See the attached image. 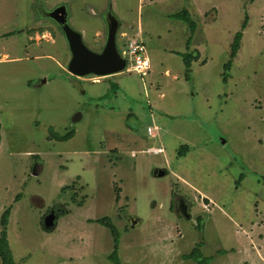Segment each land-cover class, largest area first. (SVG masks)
Instances as JSON below:
<instances>
[{"label":"rangeland","instance_id":"rangeland-1","mask_svg":"<svg viewBox=\"0 0 264 264\" xmlns=\"http://www.w3.org/2000/svg\"><path fill=\"white\" fill-rule=\"evenodd\" d=\"M63 5L92 52L109 12L120 54L141 33L148 74L71 75L43 17ZM7 210L15 264H113L114 239L121 264H264V0H0V219ZM196 249L202 259H183Z\"/></svg>","mask_w":264,"mask_h":264},{"label":"water","instance_id":"water-1","mask_svg":"<svg viewBox=\"0 0 264 264\" xmlns=\"http://www.w3.org/2000/svg\"><path fill=\"white\" fill-rule=\"evenodd\" d=\"M108 16H106V42L101 51L96 53L87 49L82 42V36L68 26V12L64 5L48 13V18L60 28L65 38L70 53L67 71L71 75L79 78L88 76L109 77L124 71L126 63L119 55L116 47V35L119 24L111 14H108ZM163 174L161 172L158 175L161 176ZM184 217L187 218L188 214L185 213ZM132 225H135V222ZM55 227V214L51 213L43 219V229L49 232L54 230Z\"/></svg>","mask_w":264,"mask_h":264},{"label":"trees","instance_id":"trees-1","mask_svg":"<svg viewBox=\"0 0 264 264\" xmlns=\"http://www.w3.org/2000/svg\"><path fill=\"white\" fill-rule=\"evenodd\" d=\"M173 19L178 20V21H182L184 23H186L189 26L190 32L193 33L194 30V24L191 22V20L189 19L188 13L187 12H182L179 15H175L173 17ZM245 28V25L243 26V29ZM242 37L241 33L236 34L233 42H232V46H231V51H230V55H229V60L228 63L225 64L224 69L226 71H228V69L230 68V65L232 64V61L234 60V58L237 55L238 49H239V42L240 39ZM195 60V58H191L190 56H185L184 57V65L186 70H189L191 67V62ZM112 88L115 90V86H112ZM113 91V90H112ZM67 137V138H66ZM64 139V141H66V139H69L71 137V135H67ZM186 153H188V148L187 147H182L179 152H178V157H184L186 155ZM18 197L16 198V201H18ZM9 214L10 211L7 210L5 211L0 219V226L2 228V231L0 233V262L1 264H15L13 261V258L11 256V252L9 250V246H8V242H7V225H8V219H9ZM97 224L109 229L113 236H116L115 234V230L113 228V226L110 224L109 220H104V221H96ZM115 238V237H114ZM115 240V245L113 248V253L111 254V256L109 257L110 262H112L113 264H121L118 256H117V240ZM193 259V260H197V259H202V256L199 253V250L196 249L192 252V254L188 257L184 256L183 259L184 260H188V259ZM199 264H209L210 260H206V259H202L200 262H198Z\"/></svg>","mask_w":264,"mask_h":264},{"label":"built area","instance_id":"built-area-1","mask_svg":"<svg viewBox=\"0 0 264 264\" xmlns=\"http://www.w3.org/2000/svg\"><path fill=\"white\" fill-rule=\"evenodd\" d=\"M122 55L126 60L127 66H129L127 72L145 77L150 71V60L147 57V50L141 39L129 41ZM154 130L155 128H148L147 132L151 134ZM142 153L145 155H163L164 150L161 146L156 148L148 147Z\"/></svg>","mask_w":264,"mask_h":264},{"label":"flooded vegetation","instance_id":"flooded-vegetation-1","mask_svg":"<svg viewBox=\"0 0 264 264\" xmlns=\"http://www.w3.org/2000/svg\"><path fill=\"white\" fill-rule=\"evenodd\" d=\"M67 9V8H66ZM108 14H111V12H109V13H107L106 15H105V17L107 16V17H109L108 16ZM43 15H44V17L45 18H47L48 19V13H43ZM49 20H51V19H49ZM67 22H68V20H67ZM54 23V22H53ZM55 24V23H54ZM56 25V24H55ZM57 26V25H56ZM57 28L60 30V28L57 26ZM107 36V35H106ZM105 42H106V39H105ZM177 209L180 211L181 210V212L183 213V214H185L186 213V211H185V209H184V206H183V204L181 203V200H179V202H178V205H177ZM63 210L62 209H57V207H53V210H51V213H53V214H55V223H56V220H57V217H58V215L57 214H62L63 212H62ZM50 213V214H51ZM126 216H128V215H126ZM128 218V217H127ZM127 218L125 219V220H127ZM136 227V226H135Z\"/></svg>","mask_w":264,"mask_h":264},{"label":"crops","instance_id":"crops-1","mask_svg":"<svg viewBox=\"0 0 264 264\" xmlns=\"http://www.w3.org/2000/svg\"><path fill=\"white\" fill-rule=\"evenodd\" d=\"M56 9V8H55ZM53 11V10H52ZM51 12V11H50ZM45 14V13H44ZM48 16V15H47ZM43 17H44V15H43ZM49 19V18H48ZM139 24V23H138ZM140 26H141V24H140ZM141 33H139V34H137V37H140V39H141V37L143 36V35H141ZM9 37H12V36H9ZM8 38V37H7ZM142 40V39H141ZM151 62V61H150ZM142 154H144V153H142ZM155 156V155H154ZM156 156H158V155H156ZM131 157H134V155L131 153ZM40 161V160H39ZM39 163V162H38ZM33 198H35V197H33ZM37 198V200H39L40 201V198H38V197H36ZM19 201V200H18ZM18 201H16V199H15V202H18ZM41 208V207H40ZM43 208H41L40 210H42ZM67 214V213H66ZM9 217H10V215H9ZM9 220L10 219H8V225H7V232H8V230H9V228H10V223H9ZM56 228V227H55ZM6 232V233H7Z\"/></svg>","mask_w":264,"mask_h":264},{"label":"clouds","instance_id":"clouds-1","mask_svg":"<svg viewBox=\"0 0 264 264\" xmlns=\"http://www.w3.org/2000/svg\"><path fill=\"white\" fill-rule=\"evenodd\" d=\"M60 31H61V30H60ZM117 32H118V31H117ZM116 37H117V35H116ZM133 39H140V37H139V38H133ZM128 42H129V41H128ZM128 42H127V43H128ZM144 45H145V44H144ZM145 47H146V46H145ZM146 50H147V49H146ZM118 53H119V52H118ZM119 55L121 56V58H122V59L125 61V63H126V60H125V58L123 57V55L120 54V53H119ZM128 67H129V66H127V64H126L125 69H124L125 72H127ZM128 73H130V72H128ZM147 74H148V73H147ZM155 156H156V155H155ZM188 216H189V215H188Z\"/></svg>","mask_w":264,"mask_h":264}]
</instances>
